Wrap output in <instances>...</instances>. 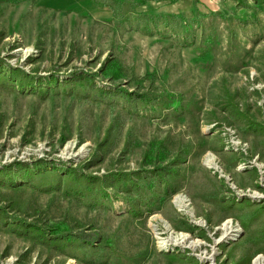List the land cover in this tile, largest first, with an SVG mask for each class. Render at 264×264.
Here are the masks:
<instances>
[{
	"label": "rangeland",
	"instance_id": "1",
	"mask_svg": "<svg viewBox=\"0 0 264 264\" xmlns=\"http://www.w3.org/2000/svg\"><path fill=\"white\" fill-rule=\"evenodd\" d=\"M258 257L264 0H0V264Z\"/></svg>",
	"mask_w": 264,
	"mask_h": 264
},
{
	"label": "bare ground",
	"instance_id": "2",
	"mask_svg": "<svg viewBox=\"0 0 264 264\" xmlns=\"http://www.w3.org/2000/svg\"><path fill=\"white\" fill-rule=\"evenodd\" d=\"M207 162V165L209 168H212L214 170H219V166L217 165L216 161H215V158L213 156H210L209 158H207L206 160ZM176 205L178 208H180L181 210H188L189 206L187 204V200L183 197H177L176 198V201H175ZM165 226L168 228L169 226L167 224H165ZM239 230V229H238ZM237 230V231H238ZM225 234L226 235H230L234 232V229H233V226H232V223L231 222H227V224L225 225ZM174 236V235H173ZM183 240H185V236H181V238L179 237H176L174 238V241H178V242H183ZM253 264H264V258L263 257H258L254 262Z\"/></svg>",
	"mask_w": 264,
	"mask_h": 264
}]
</instances>
